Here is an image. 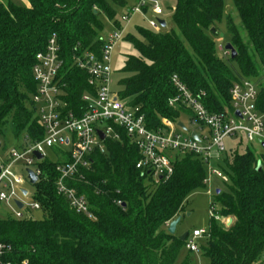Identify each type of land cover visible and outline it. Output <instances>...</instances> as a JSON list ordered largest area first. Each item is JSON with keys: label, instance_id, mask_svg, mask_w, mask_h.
<instances>
[{"label": "trees", "instance_id": "trees-1", "mask_svg": "<svg viewBox=\"0 0 264 264\" xmlns=\"http://www.w3.org/2000/svg\"><path fill=\"white\" fill-rule=\"evenodd\" d=\"M174 29L155 32L134 26L127 33L137 56L125 57L119 82V98L138 106L148 128L160 126L161 118L176 120L183 106H168L176 95L172 75L193 93L203 92L211 112L230 107L229 90L242 78L257 89V111L264 120V0H231L239 24L224 13V0H174ZM135 0H28V7L0 1V145L20 146L42 138L43 130L31 105L35 92L32 66L35 55L51 37L61 49L65 67L79 52L99 53L105 16L120 26L116 9ZM123 12V13H124ZM224 17L234 57L220 47L218 36ZM214 29L215 32H212ZM65 77L69 107L87 88L86 75L69 69ZM241 143L244 137L237 136ZM105 153H94L85 181L71 183L86 197L95 220L72 210L56 193L59 173L56 162L39 164L42 174L32 184L33 201L43 217L0 219V243L9 247L0 264H174L186 239L169 234L166 223L180 215L188 196L204 186L205 166L193 153L177 154L173 173L153 183L147 172L135 168L139 153L122 135L121 141L106 140ZM258 164L260 168L258 169ZM227 177L216 189L213 202L220 217L232 218L222 225L210 216L200 253L209 264H264V148L255 154L245 147L227 148L216 162ZM218 190V192H217ZM120 200L122 205H117ZM188 236V234H187ZM187 238V237H186ZM190 252V251H189ZM181 264H191L186 257Z\"/></svg>", "mask_w": 264, "mask_h": 264}, {"label": "built area", "instance_id": "built-area-1", "mask_svg": "<svg viewBox=\"0 0 264 264\" xmlns=\"http://www.w3.org/2000/svg\"><path fill=\"white\" fill-rule=\"evenodd\" d=\"M163 11L161 0H135L121 15L120 26L115 27L109 35L101 37L103 42L99 53H74L68 68L65 67L55 37L48 39L45 48L36 53L32 66L36 88L31 95V105L38 117L43 136L35 142H30L25 137L19 141L20 146L9 145L3 148L0 145V204H11L14 208L10 216H0V219H23L25 209H40L37 202L25 204L21 197L28 194L24 187L29 183L27 170L33 172L38 182L42 174L39 164L50 159L49 151L55 156L50 160L57 163L55 169L59 173L55 181L56 193L76 213L95 220L96 216L86 197L79 194L71 183L85 181L83 171L90 168L94 153H105L106 140L121 141L122 135H127L139 153L135 168L142 173L147 172L153 183L172 175L175 155L193 153L205 166L203 184L209 187L208 194L211 198L214 193L213 179L227 182V177L215 165L227 149V139L242 135L247 143H258L262 149L264 120L256 107L258 89L250 79L242 78L232 84L229 90V109L211 112L203 102V92L193 93L177 75H172L170 83L176 95L168 100V106H183L190 115L183 114L175 121L161 118L160 126L154 129L147 127L145 116L138 106H130L126 100L119 98L118 91L112 89L111 55L126 29V25L121 24L138 14L148 17V28L160 32L166 29L159 23L163 19ZM148 12L151 13L150 16H147ZM69 69L84 72L87 84L73 107H69L65 100L68 87L65 77L70 73ZM183 117L194 126L193 130H187L181 120ZM179 122L184 125L185 130L178 126ZM99 132L103 134V139ZM193 132L197 134V140L191 137ZM35 152L41 155L40 159ZM17 163L23 165V174L13 170ZM22 189L26 190L25 195ZM16 201L22 203L21 208L16 206ZM116 204L122 205V202L117 200ZM210 205V216L220 220L214 202ZM225 223L227 225V220ZM168 224L169 222L166 226ZM206 233V230H194L186 238V249L196 252L198 244L195 240L203 238ZM6 251H9V247L0 243V258Z\"/></svg>", "mask_w": 264, "mask_h": 264}, {"label": "rangeland", "instance_id": "rangeland-1", "mask_svg": "<svg viewBox=\"0 0 264 264\" xmlns=\"http://www.w3.org/2000/svg\"><path fill=\"white\" fill-rule=\"evenodd\" d=\"M0 1L3 3L10 1L21 7L29 6L28 0H0ZM161 5L164 10L161 17L165 20L167 24L166 29L172 28L176 30V27L173 25V22H172V13H173V9L175 6V1L174 0H161ZM123 12H124V9L117 8L116 9L117 18H119L123 14ZM224 13L226 15H231V17L234 18L235 23L239 24V19H238L237 13L233 7L231 0H224ZM150 14L151 13L148 12L147 16H150ZM147 18L148 17H142L136 14V15L131 16L127 22L122 23L121 26L126 25V29L124 31L123 37L127 33H130V32L133 33L135 25L147 27ZM100 20L103 25V30L101 32L102 36H107L114 31L115 26L105 16H101ZM224 20L225 19L223 17L221 22L217 24L218 25L217 29L219 30L218 36H215V35L212 36V39L214 40L217 46L219 56L223 55V51L220 49V47L224 48L225 45L229 43L228 42L229 36L225 30ZM128 55L137 56L138 54L136 50L133 48V45L128 40L122 38L119 41H117V43L115 44L113 51H112V55H111L112 89L114 91H119L120 89L118 82L122 77H124V74L121 72V68L123 66L125 57ZM262 79L263 80H260V81L264 83V78ZM185 114L189 116L190 112L188 111ZM181 120L186 125V128L188 131H191L194 129V126H192L189 123L187 118L183 117L181 118ZM183 133L185 134L186 132L183 131ZM226 146L227 148H231L233 150H238V151H242L244 150L245 147H248L255 154H258L261 152V148L258 145V143L250 144V143H247L246 141L241 143L238 137L227 139ZM48 158L53 160L55 156L52 155V153L49 151ZM13 170L18 171L23 174L24 167L21 163H17L13 167ZM212 184L214 188L213 198L209 196L208 194L209 187L206 185L200 189L195 190L188 196L187 201L184 203V208L180 212V215H179L181 220L176 227L175 234L177 236H182L185 233H187L188 236H191L194 230H206V231L208 230V223H209V218H210V208H211L210 204L214 200L216 189L220 190L224 186V184L220 180H214ZM24 187L28 190V194L25 197L22 196L21 199L25 202V204H28L33 201L32 199L33 187L29 183H26ZM214 204H215V209L218 211L220 209L219 204L216 202H214ZM13 209L14 208L11 204L1 203L0 204V216L1 217L10 216L12 214ZM24 212L27 214V216L34 218V219H41L43 217L42 213L39 210L31 211V210L25 209ZM215 214H217V212ZM226 220H227V217L226 218L221 217V219L218 220V222L222 225L223 224L226 225L225 223ZM195 241L199 247L200 245L204 243L203 238H198ZM186 257L190 259L191 264H209V260L200 253V250H197L196 252H189L186 249V247H183L179 251L174 264H181L182 261Z\"/></svg>", "mask_w": 264, "mask_h": 264}, {"label": "water", "instance_id": "water-1", "mask_svg": "<svg viewBox=\"0 0 264 264\" xmlns=\"http://www.w3.org/2000/svg\"><path fill=\"white\" fill-rule=\"evenodd\" d=\"M159 23L161 24L162 27H164V28L167 27V24H166V22H165L164 19H160L159 20ZM212 32H215L214 29H212ZM224 50L226 52H229L231 54V57H234L235 50L233 49V47L231 46V44L228 43L227 45H225ZM236 114L238 115V112H236ZM178 126L181 127L183 130H185V127H184V125L181 122L178 123ZM99 136H100L101 139H103V134L101 132H99ZM191 137L194 138V139H196V140L198 139L197 134H195L194 132L191 133ZM261 146H262V148H264V143H262ZM35 155H36V157L38 159L41 158V155L39 153L35 152ZM259 168H260V164H258V169ZM27 173H28L29 183L30 184H34L36 182V179H37L36 176L33 174V172L31 170H27ZM21 191H22V193L24 195L26 194V190L25 189H22ZM217 192H218V190H217ZM16 206L18 208H21L22 207V203L19 202V201H16ZM180 220H181V218H180V216H178V217H176L175 219H173V220H171L169 222V224L167 225V232L169 234H174L175 233L176 227H177L178 223L180 222ZM231 222H232V218H228L227 226L230 225ZM186 237H187V233H185L182 236H180V239L182 241H184L186 239Z\"/></svg>", "mask_w": 264, "mask_h": 264}, {"label": "crops", "instance_id": "crops-1", "mask_svg": "<svg viewBox=\"0 0 264 264\" xmlns=\"http://www.w3.org/2000/svg\"><path fill=\"white\" fill-rule=\"evenodd\" d=\"M214 180H218V179H213V182H214ZM227 221H228V218H227Z\"/></svg>", "mask_w": 264, "mask_h": 264}]
</instances>
